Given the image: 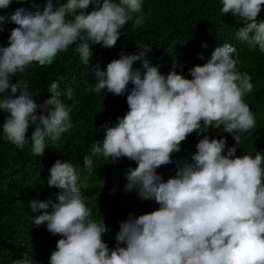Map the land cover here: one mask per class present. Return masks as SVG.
Returning <instances> with one entry per match:
<instances>
[{
	"label": "clouds",
	"instance_id": "clouds-1",
	"mask_svg": "<svg viewBox=\"0 0 264 264\" xmlns=\"http://www.w3.org/2000/svg\"><path fill=\"white\" fill-rule=\"evenodd\" d=\"M12 3L0 0V10ZM90 5L94 10L88 11ZM262 6L264 0H222L220 11L242 22L236 32L240 42L264 53V21L256 19ZM3 19L0 16V23ZM8 20L17 27L11 29L7 46H0V110L8 114L2 124L3 140L20 150L30 140L32 154L42 157L46 139L55 144L73 126L72 90L66 92L73 101L68 105L60 99L59 82L53 81L47 88L51 96L38 104L28 93V82L21 77L13 83L12 77L33 62L51 65L73 44L88 65L91 45L114 48L128 21H133V28L143 26L142 0H66L58 7L46 0L42 10L20 7ZM139 49L134 55L121 52L104 70L99 65L90 69L96 81L92 92L127 93L128 111L114 126L103 125V140L92 144L83 165L92 172L97 156L108 162L134 161L136 167L124 174L123 191H136L141 201H154L159 207L121 222L116 247L110 249L103 240L109 227L104 219L90 218L77 186V169L56 160L47 180L49 187L61 190L55 202L26 201L33 212L43 210L34 217L35 225L44 224L61 237L54 239L49 264H264V154L236 155L241 134L256 125L244 102L254 85L248 73L237 71L236 48L229 43L215 47L206 63L188 70L191 79L175 68L162 74L146 58L151 47ZM138 60L142 71L133 68ZM30 126L34 130L29 139ZM221 127L236 133V145L226 153L225 139L203 135L196 151L189 153L190 161H175L174 176L164 181L158 174V168L173 163L172 155L180 152L190 134ZM14 263H38V255L25 252Z\"/></svg>",
	"mask_w": 264,
	"mask_h": 264
},
{
	"label": "trees",
	"instance_id": "trees-1",
	"mask_svg": "<svg viewBox=\"0 0 264 264\" xmlns=\"http://www.w3.org/2000/svg\"><path fill=\"white\" fill-rule=\"evenodd\" d=\"M45 2L26 0L17 3L13 0L9 8L0 10V16L4 17L0 23V46H7L11 29L17 27L9 22L10 13L20 7L31 10L39 7L42 10ZM64 2L66 0H53L54 7ZM221 7L222 0H142L143 26L133 28V21H128L120 29V38L114 48L91 45L88 65L81 61L73 44L59 52L51 65L41 66L33 62L24 73L12 77L13 83L21 77L28 82V93L38 104L51 96L47 88L53 81L59 82L60 99L68 105L73 101L67 99L66 92L72 90L75 104L70 113L72 128L63 133L55 144L46 139L42 157L32 154L30 140L23 150L3 140L2 124L8 114L0 110V264H11L16 256L25 252L38 255V263L34 264H49L50 254L56 246L54 239L61 237L48 232L44 224L35 225L34 217L42 214L43 210L33 212L28 209L26 201L29 198L31 201L55 202L61 190L49 187L47 180L49 169L56 160L70 163L77 169V186L92 213L90 218L96 222L104 219L109 227L103 240L110 249L116 247L115 236L121 222L159 207L154 201H141L136 191H123L126 184L124 174L129 168L136 167L134 161L120 158L108 162L97 156L93 157L92 172L83 165V158L91 155L92 144L103 140V125L114 126L117 117L128 111L127 93L114 96L105 90L100 93L91 90L96 81L90 69L99 65L100 70H104L109 62L119 58L121 52L134 55L138 54L140 46L149 45L151 52L146 54V58L153 66H158L162 74L166 75L175 68L178 74L191 79L190 68L206 63L215 47L232 44L236 48L233 59L238 61L237 71L246 72L252 78L253 92L244 96V102L256 120L253 129L241 134L236 155L249 154L254 158L256 152L264 154V53L236 38V32L243 24L231 13L222 15ZM91 10H94L92 5L88 11ZM256 19L257 22L264 21V6ZM204 44H207L206 48ZM200 55L203 60L198 58ZM133 68L142 71V62L136 61ZM131 87L130 83L129 90ZM32 130L34 126L29 127V139ZM235 134L224 131L223 127L210 128L200 135L193 132L181 144L180 152L172 155L173 163L158 168V174L164 181L174 176L175 161H190L189 153L196 151L195 145L203 135L210 139H225L226 153L228 147L236 145Z\"/></svg>",
	"mask_w": 264,
	"mask_h": 264
}]
</instances>
